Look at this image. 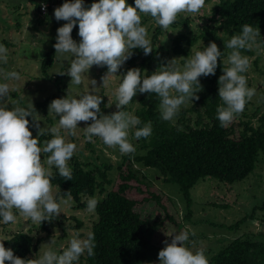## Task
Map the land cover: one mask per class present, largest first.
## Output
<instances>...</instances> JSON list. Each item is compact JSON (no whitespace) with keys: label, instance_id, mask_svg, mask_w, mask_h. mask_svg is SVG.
Instances as JSON below:
<instances>
[{"label":"clouds","instance_id":"obj_1","mask_svg":"<svg viewBox=\"0 0 264 264\" xmlns=\"http://www.w3.org/2000/svg\"><path fill=\"white\" fill-rule=\"evenodd\" d=\"M41 7L46 10L47 6ZM204 7L205 0H134V5L127 0H94L90 6H85L84 0H64L54 9L55 19L66 21L57 29L53 45L55 60L62 64L68 62L66 71L58 69L56 73L69 76L70 84L77 86L84 85L87 79V85L76 94L69 88L64 97L53 99L48 105V114L56 123L41 127L42 119L31 100L22 104L23 97L16 100L10 97L15 89L7 81L20 80L19 72L0 68V79L4 81L0 82V223L15 224L18 213L25 221L40 225L64 213L61 205H66L68 200L54 195L52 168L64 180L73 179L68 161L76 153L77 144L66 137L77 136L79 122L87 125L82 129L89 142L98 137L108 148L118 149L121 156H130L136 151L130 135L139 140L152 134L151 121L144 123L124 110L138 92L156 94L161 119L173 125L183 105L199 100L198 93L203 90L200 77L215 75L218 61L224 55L214 41L202 48L192 46L191 55L182 65L173 57L159 64L150 75L146 72L142 75L136 67L117 73L134 49H142L146 56L153 51L142 15L168 30L179 14H197ZM77 24L79 42L71 35ZM224 45L228 51L218 77L221 103L216 108L221 127L230 125L256 94V88L248 86L245 73L251 68V62L243 53L264 55V37L259 27L244 23L241 31L224 41ZM8 53V48L0 43V64L8 63ZM93 65L107 67L101 78L102 86L110 78L120 77L114 91L117 110L109 114H104L100 107L102 86L97 87L96 80L88 78ZM29 117L37 130L35 137L29 127ZM41 137L50 139L41 145ZM67 195L70 197V193ZM100 198L86 197L88 213L95 212ZM165 234L171 240L163 241L164 247L158 252L159 264H209L205 249L188 246L190 229ZM4 240L0 239V264H79L81 256H94L96 247L94 233L75 231L67 245L61 244L56 249L53 247L56 241L51 238L48 246L34 258H22L6 248Z\"/></svg>","mask_w":264,"mask_h":264},{"label":"trees","instance_id":"obj_2","mask_svg":"<svg viewBox=\"0 0 264 264\" xmlns=\"http://www.w3.org/2000/svg\"><path fill=\"white\" fill-rule=\"evenodd\" d=\"M91 1L84 0L85 6H89ZM130 1L134 3V0ZM208 20L199 34L176 35L171 49L165 44H158L165 30L157 26L151 17L142 15V23L148 30L153 51L146 56L142 49H134L133 55L118 74L136 67L141 69L142 75L145 72L150 75L159 64L171 59L173 54L183 56L184 62L191 55L192 46L195 47L199 42H202V47L211 41L217 43L218 47H225L224 41L238 34L244 23L259 27L262 31L264 0H221L213 7ZM179 23L180 20L177 19L172 26ZM71 35L77 42L80 40L78 24ZM55 42L56 40L54 44ZM224 47L219 48L224 55L218 61L216 74L200 77L203 90L198 93L199 100L191 108L180 111L175 118V125L161 119L158 111L160 101L156 94L138 92L133 97L124 110H134L135 115L144 123L151 121L152 134L147 139L137 140L139 147L135 153L124 155L117 167L116 178L109 174L114 167L112 163L92 164L77 156L68 163L72 169V180H64L56 169L52 171L51 183L58 188V198H67V193H70L76 207L85 208L86 197H101L95 209L97 219L90 228L95 237V255L81 256L82 264H145L152 257H157L159 250L163 248L152 244L153 235L164 229L167 222H176V216L169 207V199L161 192L151 190L142 169L134 168V165L155 169L165 180L178 183L187 202L189 219L193 203L191 190L201 179L213 177L233 184L246 179L256 170L261 155L264 154V114L256 123L254 121L260 108L253 116L245 114L248 116L247 120H241L238 124L232 122L227 127H221L216 118V108L221 103L218 77L222 74V62L228 51ZM243 54L251 60L250 56L255 53ZM55 62V49L52 47L41 63L44 77L54 80L57 90L34 105L37 112L42 110L46 115L49 103L64 96L63 75H53L50 71ZM100 107L104 114L109 110L114 112L103 96ZM189 113H195V118ZM49 120L52 122L51 118ZM45 139L46 137L40 138L41 145ZM260 208L264 210V201ZM247 217L255 216L252 213ZM247 217L228 226L229 229H236ZM73 221L76 224H72ZM67 222L77 229L82 225V221L75 216H59L38 225V234L44 235L37 240L35 235L25 231L0 239H6L3 241L5 247L11 248L15 255L30 258L38 242L48 239L53 229L61 227L67 232L70 225ZM209 264H264V233L260 232L259 237L249 234L234 237L210 258Z\"/></svg>","mask_w":264,"mask_h":264},{"label":"rangeland","instance_id":"obj_3","mask_svg":"<svg viewBox=\"0 0 264 264\" xmlns=\"http://www.w3.org/2000/svg\"><path fill=\"white\" fill-rule=\"evenodd\" d=\"M220 1L205 0V7L199 13L179 14L177 19L180 20V23L175 27L171 25L168 30H165V33L160 36L158 44H165L172 49L176 35L180 33L199 34L201 29L209 22L208 17L211 15L213 7L218 5ZM93 2L94 0L90 2V5ZM63 3L64 0H0V43L4 44L9 50L8 63L6 65L0 64V68L5 71H17L21 77L18 81H7L15 89L10 93L11 99L16 100L23 97L22 104L31 100L35 105L57 90L55 81L44 77L41 60L52 49L58 27L66 23L64 20L57 21L54 16V9ZM127 3L134 5L130 0H127ZM42 4L47 6L46 13L41 7ZM260 32L261 37H264V29ZM195 47L202 48V42H199ZM220 47L224 46L219 45ZM173 57L177 58L179 64H183L182 56L173 54L171 58ZM250 57L251 68L245 75L249 87L256 88V94L248 101L247 108L234 118L233 122L235 124H238L241 120H247L248 116L245 114L253 116L258 108H260V111L254 118L255 123L264 114V55L257 56L254 54ZM63 63L56 61L50 70L51 73L53 75L57 74L58 69L66 71L68 62L64 61ZM106 71V66L93 65L89 70L88 78L95 79L97 87H101L103 83L101 78ZM117 75L119 74L117 73ZM63 77L64 96L69 88L73 94H76L87 85V79H85L84 85L77 86L70 84L71 78L69 76L63 75ZM0 82L4 81L0 79ZM119 82V76L112 77L106 86L100 88L99 94L106 99L108 107L113 111L117 110L114 91ZM89 88H91V85H89ZM195 102L196 100L193 103L188 101L181 107V110L191 108ZM137 104L134 106L136 107ZM130 112L135 115L134 110ZM38 113L42 119L40 121L41 127L45 125L50 127L56 123L51 114L46 115L42 110ZM109 113H111L110 110L106 112V114ZM189 114L194 118L196 116L195 113ZM49 118L52 119V122ZM28 119L30 120V130L35 137L37 130L31 125V117ZM86 126L85 122H79L77 136L66 137V139L77 144V151L73 157L77 156L80 160L92 164L101 165L103 162H110L114 165L109 172L110 177L116 178L118 175L117 167L123 161L124 155L121 156L118 149L108 148L98 137H93V142H89L82 129ZM238 129L239 127H237V133ZM129 139L137 149L139 142L131 135ZM136 167L142 169L151 190L161 192L169 199V207L176 216V222H167L164 229L154 233L153 245L164 247L163 241L166 239L171 240V237L165 233L179 232L187 228L190 229L188 246L205 249V255L210 260L234 237L245 234L259 237L260 232L264 233V210L260 208L264 201V154L261 155L256 170L244 180L227 184L213 177L201 179L191 190L193 198L191 219L187 218L189 209L178 183L165 180L155 169L134 165V168ZM54 170L55 167L52 168V171ZM57 192L58 188L53 186L54 195H57ZM64 199L68 200V203L61 205L64 213L61 212L59 216H75L82 221L81 227L77 229L67 222V224H70L67 232L61 227L53 229L48 239L38 242L30 258H34V255L39 251L42 252L48 246L47 243L50 242L51 238L56 241L53 246L56 249H59L61 244L67 245V241L73 232L79 231L82 234L89 232L97 219L96 210L94 213H88L86 207H76V202L71 196ZM252 213L255 217H247ZM244 217H247V220L237 226L236 229H229L228 226L236 224ZM72 224L76 223L73 221ZM37 227L38 225L33 224L30 220L25 221L17 213L15 224L0 223V238H7L18 231H25L31 232L37 240L44 235L42 233L38 234ZM79 264L82 263L79 261ZM145 264H159L158 256L152 257Z\"/></svg>","mask_w":264,"mask_h":264},{"label":"built area","instance_id":"obj_4","mask_svg":"<svg viewBox=\"0 0 264 264\" xmlns=\"http://www.w3.org/2000/svg\"><path fill=\"white\" fill-rule=\"evenodd\" d=\"M43 11L46 13L47 12V8H46V11L43 9Z\"/></svg>","mask_w":264,"mask_h":264}]
</instances>
